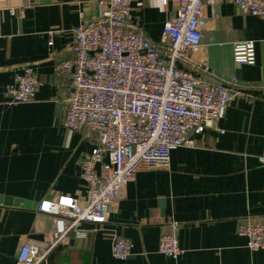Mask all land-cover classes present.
Here are the masks:
<instances>
[{"label":"crops","instance_id":"obj_1","mask_svg":"<svg viewBox=\"0 0 264 264\" xmlns=\"http://www.w3.org/2000/svg\"><path fill=\"white\" fill-rule=\"evenodd\" d=\"M94 1L0 0V264H16L25 242L50 230L51 218L35 210L42 200L86 194L81 162L96 135L63 127L73 87L60 66L74 57L75 28L99 16ZM178 7L177 0H133L132 16L158 42ZM204 18L196 58L212 73L188 67L213 83L237 81L218 128L192 135L195 148L173 150L169 167L139 170L107 224H84L85 238L73 236L42 264H264V250L252 252L238 234L244 218L264 222V19L242 14L232 0L207 6ZM239 41L255 43L254 65L233 61ZM27 65L42 87L32 102L12 104L7 87ZM171 224H178L177 259L158 251ZM115 236L132 243L128 259L112 256Z\"/></svg>","mask_w":264,"mask_h":264},{"label":"built area","instance_id":"obj_2","mask_svg":"<svg viewBox=\"0 0 264 264\" xmlns=\"http://www.w3.org/2000/svg\"><path fill=\"white\" fill-rule=\"evenodd\" d=\"M132 1H94L100 6L99 16L74 30V57L60 66L73 87L63 127L96 135L92 153L81 162L86 194L42 200L35 210L51 218V228L43 240L25 242L16 264H42L73 236L85 238L84 224H107L139 170L169 167L173 150L195 148L192 135L218 128L237 97L236 80L224 86L188 67L212 73L196 58L204 38V11L228 0H177L178 10L165 22L158 42L148 39L134 20ZM232 1L242 14L264 19V0ZM233 61L254 65L255 43L236 42ZM41 87L35 67L27 65L13 74L7 94L12 104H25L35 99ZM259 161L264 164V157ZM177 230L178 224H171L158 245L159 253L172 259L182 254ZM238 234L246 238L252 252L264 250V222L244 218ZM132 252L129 240L113 238L115 259L126 260Z\"/></svg>","mask_w":264,"mask_h":264},{"label":"water","instance_id":"obj_3","mask_svg":"<svg viewBox=\"0 0 264 264\" xmlns=\"http://www.w3.org/2000/svg\"><path fill=\"white\" fill-rule=\"evenodd\" d=\"M3 203V200L0 199V204ZM6 204H10V201H5Z\"/></svg>","mask_w":264,"mask_h":264}]
</instances>
